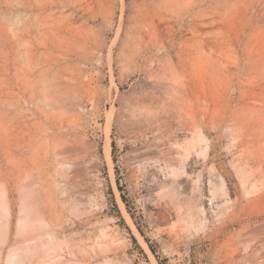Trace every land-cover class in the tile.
Segmentation results:
<instances>
[{"label": "rangeland", "instance_id": "rangeland-1", "mask_svg": "<svg viewBox=\"0 0 264 264\" xmlns=\"http://www.w3.org/2000/svg\"><path fill=\"white\" fill-rule=\"evenodd\" d=\"M117 181L172 264H264V0H0V264H155Z\"/></svg>", "mask_w": 264, "mask_h": 264}, {"label": "trees", "instance_id": "trees-1", "mask_svg": "<svg viewBox=\"0 0 264 264\" xmlns=\"http://www.w3.org/2000/svg\"><path fill=\"white\" fill-rule=\"evenodd\" d=\"M112 147H114V143H112ZM117 184V189L118 191L120 192V199L127 211V213L129 214L130 218L133 220V223H134V226L137 230V232L139 233V235L143 238L145 244L147 245V248L149 250V252L151 253V255L154 257L155 261L157 264H172L170 262V259L165 257V256H160L158 251L156 250V247L150 242L149 239H147L145 236H144V232L141 228V226H139L136 222H135V216H134V213L131 212V208L128 206V202L125 198V196L122 194L121 192V189H120V186H119V182L117 181L116 182ZM113 204L117 210V215L118 217L122 220L121 218V215L119 213V210L117 209V205L116 203L114 202L113 200ZM133 239V242L136 244V240L134 238ZM138 247V246H137ZM139 248V247H138ZM181 264H208V262L206 260H200L198 258L197 255H195V253H190L189 257L185 260V262L181 263Z\"/></svg>", "mask_w": 264, "mask_h": 264}, {"label": "bare ground", "instance_id": "bare-ground-1", "mask_svg": "<svg viewBox=\"0 0 264 264\" xmlns=\"http://www.w3.org/2000/svg\"><path fill=\"white\" fill-rule=\"evenodd\" d=\"M108 146V145H107ZM109 157V156H108ZM154 263L156 264V262L154 261Z\"/></svg>", "mask_w": 264, "mask_h": 264}]
</instances>
